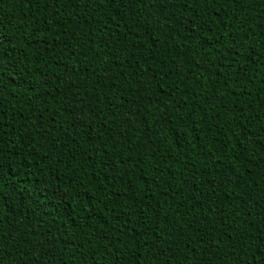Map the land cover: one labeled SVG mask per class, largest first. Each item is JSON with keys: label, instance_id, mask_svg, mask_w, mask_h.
<instances>
[{"label": "trees", "instance_id": "16d2710c", "mask_svg": "<svg viewBox=\"0 0 264 264\" xmlns=\"http://www.w3.org/2000/svg\"><path fill=\"white\" fill-rule=\"evenodd\" d=\"M0 44V264L264 261V0H0Z\"/></svg>", "mask_w": 264, "mask_h": 264}, {"label": "snow or ice", "instance_id": "6c2138e0", "mask_svg": "<svg viewBox=\"0 0 264 264\" xmlns=\"http://www.w3.org/2000/svg\"><path fill=\"white\" fill-rule=\"evenodd\" d=\"M205 2L217 4V0H205ZM225 31H227V29H225ZM234 43L235 42L233 41V44ZM2 46L3 45L0 44V47H2ZM235 54H238V53H235ZM16 75H17V73L15 72V65L14 64H11L9 66V68L6 70L0 68V90H3L5 87H9V85L7 84V81H9V80H12L11 87H15V88L22 87V84L17 83L13 79V77ZM27 91L35 93V88L28 89ZM31 98L36 99L37 96L34 94ZM0 143H2V141H0ZM104 167L106 168V167H108V165L105 164ZM10 171H11L10 168L8 166H6L4 163L3 149H0V191H2L3 188L5 187V178L10 175ZM101 175H103V173H101ZM89 182L91 183V178H89ZM79 188L81 189V191H77L75 193V195L80 196V197H85V196L88 197L87 201H85V202L88 203L89 205H91V201L96 198L95 193L89 194L88 190L84 188L83 181L80 182ZM98 191H102V189H98ZM51 195L57 201L56 204L53 205V207H58L59 206V200H62L65 194L64 193H58V194L53 193ZM42 199H48V197L42 196ZM262 255H264V254H262ZM259 264H264V261H260Z\"/></svg>", "mask_w": 264, "mask_h": 264}]
</instances>
